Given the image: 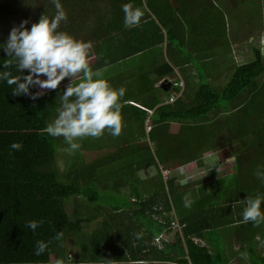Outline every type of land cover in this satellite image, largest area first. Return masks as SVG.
I'll return each mask as SVG.
<instances>
[{"label":"trees","instance_id":"obj_1","mask_svg":"<svg viewBox=\"0 0 264 264\" xmlns=\"http://www.w3.org/2000/svg\"><path fill=\"white\" fill-rule=\"evenodd\" d=\"M91 2L92 5L100 2L105 7L99 26L107 32L102 35H113L118 40L110 45L108 52L103 49L97 57L90 50L89 62L118 60L121 46L126 49L123 58L148 52L147 48L152 46L159 50L163 47L177 50L179 43L164 32L165 26L156 18H161L167 0ZM124 4L142 10L138 25L125 27ZM232 4L233 8L238 7L236 2L224 3L229 12L233 11ZM206 16L209 17L208 13ZM221 16L225 17L224 11ZM103 18H106L105 23ZM99 31V28L92 31L86 43H90L94 35L95 41L101 39ZM122 32V37L135 39L134 44L129 46V41L121 43ZM253 53V60L237 63L224 86L218 88L211 84L203 73L199 82L188 87V91L175 102L159 104L152 115V127L148 133L145 129L146 112L143 115L138 112L139 115L126 117V136L118 138L116 146L107 145L109 151L102 149L105 141L99 142L96 148L93 147L94 152H89L87 160L79 159L73 164L69 153H65L67 162L63 170L57 164L56 154L66 143L49 136L44 129L60 107L64 85L61 83L58 90L48 91L43 97L32 100L25 95H12L15 85L9 86L5 80H0V264H66V246L72 233L79 232L83 222L92 220L80 216L71 220L66 211V200L78 196L88 200V204L98 206L102 202L101 195L126 184L131 192L124 194L121 190L114 201L105 199L102 202L117 209L128 206L129 210L123 214H104L107 218L102 220V229L93 234L90 258L95 262L230 264L228 261L232 256L246 252L258 257V264H264V256L257 253V244L264 243V223L254 226L251 222H243L247 197L260 198L261 212L264 213V182L254 175L257 170L264 173V62L259 48L254 47ZM145 55L149 56L148 53ZM162 59L158 64L157 80L176 74L173 63ZM5 61H11L12 66L4 69ZM5 70L12 77L27 75L26 71H18L13 58L7 57L0 48V72ZM152 89L144 86L136 94L154 93ZM157 89L170 92L173 87ZM30 91L39 89L30 88ZM144 101L150 107L160 103V100ZM216 109H222L225 116L212 118L210 114ZM236 114L237 118H234ZM222 131L228 135L236 133L239 150L226 152V149L219 148L218 136ZM13 143L21 144L22 148L12 149ZM210 151L220 153L224 158L235 156L232 171L223 172L207 182L182 183L181 177L175 174L178 166L196 160L198 166H203L202 159ZM150 166L157 168V174L149 183L140 186L135 182L137 171ZM164 169L170 171L167 178ZM117 175L121 176L118 183ZM143 190H149V195L144 196ZM191 190L197 192L193 197ZM185 196L191 201L190 207L184 206ZM93 217L96 219L98 215ZM175 218L179 225L173 228L171 220ZM33 220L43 222L35 232L25 226ZM135 222L145 227L151 225L153 229L148 230L147 236L145 230L141 231L136 245L132 235L128 237L123 233L122 245L129 250L126 253L121 254L123 251L116 240L101 241L113 225L114 230L121 224L127 225L128 230L135 233ZM168 230L176 233V243L169 249L167 239L162 236ZM59 232L63 233L62 238L54 239ZM232 238L241 245L239 251H233ZM40 240L48 243V248L37 256L36 243ZM111 250L113 255H110Z\"/></svg>","mask_w":264,"mask_h":264},{"label":"clouds","instance_id":"obj_2","mask_svg":"<svg viewBox=\"0 0 264 264\" xmlns=\"http://www.w3.org/2000/svg\"><path fill=\"white\" fill-rule=\"evenodd\" d=\"M48 2L54 6L53 16L49 17L45 11L40 15L38 22L32 23L30 28L27 27V20L22 21L18 26L12 27L7 40L0 44L6 56L12 57L15 61L17 70L22 73L26 71L27 75L12 77L11 73L5 70L0 72V80H5L9 86L15 85L12 95H25L36 100L48 91L58 90L61 83L67 79L69 83L60 95L61 105L57 109V116L44 131L53 138L62 137L69 145V151L74 152L81 146L77 141L84 138H100L105 131L113 137L121 134L122 118L119 101L124 96L125 89H113L102 78L106 68L95 71L91 69L88 60L91 45L75 39L66 32L58 31L61 22L67 19L66 12L61 0H48ZM32 6H35V0ZM122 11L125 27L138 25L143 16L141 9H134L129 4H124ZM163 30L165 32V28ZM260 46L264 47V37L261 38ZM11 66V61H5L3 64L4 69ZM77 77L79 82L73 83ZM165 78L169 81L164 83V86L173 87L172 94L165 102L173 103L180 98L179 93L184 89L181 87L184 81L179 75ZM163 81L164 78L160 81L161 85ZM191 86L192 84L187 87ZM37 87L39 91H30V88ZM11 148L20 150L22 145L13 143ZM254 175L264 182V173L257 170ZM187 182V179L182 181V183ZM184 199V206L190 207L191 201L188 196ZM243 222H251L254 226L264 223L260 198H246ZM42 223L33 220L27 222L25 226L35 232ZM62 236L63 233L59 232L54 239L60 240ZM137 238H140L139 234ZM47 248L48 243L37 241L35 255L43 254Z\"/></svg>","mask_w":264,"mask_h":264},{"label":"crops","instance_id":"obj_3","mask_svg":"<svg viewBox=\"0 0 264 264\" xmlns=\"http://www.w3.org/2000/svg\"><path fill=\"white\" fill-rule=\"evenodd\" d=\"M226 1L227 3H234V2H236V4L239 3L237 0H226ZM246 1L249 3V1L251 2L253 0H246ZM261 1H263L264 4V0ZM223 2L225 3L224 0ZM162 10H163V14H161V18L159 17L156 18L158 19V23H161L165 26L166 34L175 37L176 41L179 43L177 50L172 49V47H171L172 50L167 49L165 47H163L162 50H159V48L152 46L150 48H147L148 52L145 51V53H148L149 56H146L145 53L141 52L123 58L124 56L123 52L126 49L122 48L121 46L122 50L119 53L118 60L111 61L110 59L109 60L110 62L98 61L101 65L99 63H96V61H94V63L89 62V65L92 70H94V68H96V70L105 69V68L107 69L104 72L102 78L105 79L113 89L116 90H119L120 88L125 89V94L119 101L120 115L122 118V129H127L126 117L128 115H134V114L139 115L140 113L141 115H143V112H146L145 129L146 132L148 133L149 131L147 130V127L149 125H150L149 129H151L152 127L151 124L152 115L155 111V108L159 104L166 103L165 100L167 98L162 99L161 97L162 91L157 89L158 87L159 88L163 87L165 90H168L167 86H162L160 84V81L163 79V77L161 80H157V78L159 77V70H160L158 64L160 60H164L162 58H165L166 60L173 63L176 69V74L174 75L176 76L179 75L181 78H184L186 76L187 86L192 84L191 87H193L196 85V83L199 82L201 74L203 73L206 74L208 81L214 85L212 79L218 78V76L221 77L222 75L221 71L224 70L225 65L229 63L227 55H230L231 53L233 54L229 46V34L226 25V16L225 17L221 16V11H224L225 13V10L222 5L218 4L216 0H167V5H164V7H162ZM207 13L209 17L206 16ZM123 34L124 33L122 32L120 39L121 43L129 41L128 42L129 46L134 44L135 39H130L129 36L128 38L122 37ZM98 40L99 39L96 40V43ZM240 43H241L240 46L250 47L248 45L249 39L238 42L237 45ZM232 57L233 60H235L234 56ZM95 65L97 67H94ZM132 80H137V83L134 86L128 84V82ZM144 86L152 87L154 93L146 92L144 96H138L136 93H138V90H142ZM144 100L147 101L160 100V103L156 104V106L154 107H150L148 104L145 103ZM105 134L107 135V140L104 142L103 144L104 146H102V149L109 151L110 149L107 145L116 146L118 144V138L120 139L121 136L124 135V131L122 130L121 134L118 137H112V135H110L108 132H105ZM141 141L143 140L141 139ZM96 150L97 149H95V151ZM232 158L235 160V156H233ZM188 164L189 163H186L181 166H185ZM181 166H178L177 170H179ZM153 168L156 167L150 166L148 168L139 169L137 171L139 181H137L138 180L137 179L135 182H137L140 186H143L147 182L149 183L152 177L155 176ZM145 169H148L150 173L144 174ZM119 178H121V176L118 177L117 175L116 176L117 183L121 181ZM115 189H116L115 191H110L109 194L101 195V198L103 196H106L107 197L106 199H108L109 201H114L116 198H118L119 196L118 192L121 193V190L122 193L124 194L131 192L128 184L122 187L117 186L115 187ZM143 194L144 196H148L149 190L147 191L143 190ZM105 203L107 202L105 201ZM85 204L86 205L84 207L88 209L87 212L90 210L96 211L94 214L89 213L90 216H86V218L90 217L92 218V220L85 222H93V224L97 222V218L95 219L93 217V215L95 214H97L98 217H100L101 215H104L106 212L108 213L117 212L123 214V213H128L129 210L128 206L119 207L117 209L112 206L103 205L102 202L101 205L98 204V206L90 205L88 203ZM104 217L107 218L105 215ZM99 226L100 229H102L101 228L103 227L102 221L101 223L98 224L97 228ZM125 226L121 224L120 227L115 230L112 227L109 228L107 230L108 235H106L105 233L101 241L106 242V241L116 240L118 245H120L121 250L123 251V252L120 251L121 254H124V252L126 253L129 250L127 249L126 245H122L123 244L122 238L124 237L123 233H126L128 237L132 235V238L134 240L133 242L136 245L138 241L137 235L139 234L140 237L142 235L141 231L145 230L146 231L145 236H147L148 230L153 229L151 225H146L147 227H145L135 222L134 226L136 232L132 233L131 231L128 230L129 228L127 227V225ZM96 230H94V232H96ZM162 236L167 239L166 242L168 243L167 245L168 249L172 244L174 245L176 243V233L174 230L164 231L162 233ZM87 242L93 246L94 236L92 235L91 237H88ZM230 242H232V240H230ZM232 249H233V242H232ZM91 251H92V247L90 251L87 252L86 264H99L98 262H95V259L90 258ZM233 251L235 252L234 249ZM241 253H246V252H241ZM242 256L243 255L239 253L235 258H232L233 257L232 256L228 262L234 260L235 261L234 264H242L241 263ZM125 257L123 259H125ZM127 263L132 264L131 261ZM68 264H76V262L74 261Z\"/></svg>","mask_w":264,"mask_h":264},{"label":"rangeland","instance_id":"obj_4","mask_svg":"<svg viewBox=\"0 0 264 264\" xmlns=\"http://www.w3.org/2000/svg\"><path fill=\"white\" fill-rule=\"evenodd\" d=\"M218 4L222 5L225 10L226 16V25L229 34V46L231 52L230 55H227L228 64L225 65V69L221 71V77L212 79V82L218 88L224 86L226 82L229 80L231 72L234 70V67L243 62H248L253 60L254 57V47H259L262 54V60L264 62V47L260 46L261 38L264 37V18H263V1L261 0H253L249 1V3L244 0L243 4L241 0H237L238 7L233 8L232 4V12L228 11L225 6L223 0H216ZM227 2L226 0H224ZM33 0H0V44L4 43L8 36L9 32L14 26H18L22 21L27 20V27H31L32 23L38 22L40 15L46 11V14L51 17L54 15L55 9L54 6L48 2V0H35V6H32ZM61 4L66 12L67 19L62 21L58 31H63L71 35L77 40H81L86 42L88 37L92 35V31H98L100 29V35L106 34L107 31L103 32L104 29L102 26H99L102 20V14L105 7L101 6V3L98 2L92 5L91 0H61ZM107 9L105 10V12ZM106 18H103V22L105 23ZM95 37V35H94ZM90 41L91 44L90 50H93L92 55H96L100 53L103 49L107 52L111 48V44H114L118 39L114 38L116 36L111 35L110 37L100 36L101 39L97 41L95 44V40ZM113 37V38H111ZM249 39L248 45L250 47L237 45L238 42L245 41ZM94 40V41H93ZM93 41V42H92ZM92 42V43H91ZM238 50V51H237ZM239 52V53H238ZM242 53V54H240ZM234 56L235 60H233ZM94 68L93 71H95ZM187 77L183 78L184 87L183 94L188 91L187 87ZM168 78H164L163 83H168ZM79 77L73 81V83H78ZM69 83L66 79L62 82L65 86ZM137 83V80L129 81L128 84L134 86ZM186 83V86H185ZM63 88V91H64ZM182 91L179 93V96H182ZM172 94V91L161 92L162 99L168 98ZM243 99V98H241ZM238 103V100L235 101ZM61 105V103H60ZM211 117L214 119L221 118L225 116L222 109H216L211 114ZM57 116V111L53 114L52 121ZM234 118H237V114L234 115ZM250 126L256 127L254 123H249ZM261 125H259V129H261ZM150 125L147 127L149 130ZM125 131V129H122ZM107 132V131H105ZM126 135H123L125 137ZM113 137V136H112ZM61 142H65L64 139L58 138ZM249 139V138H247ZM107 140V135L104 133L100 139L98 138H84L82 140L77 141L81 146L77 151L71 152L69 151V145L66 143L64 147L58 149L56 158L57 164L60 170H63L64 163L67 162L65 160L67 154L69 153L70 162L73 164L76 160L82 159L87 160V156L89 152L93 151V147L97 146V143L104 142ZM248 141V140H247ZM218 142L220 147L226 149V152L239 150V140L236 137L235 132H231L228 135V132L222 131L218 136ZM223 150V152H224ZM60 151V152H59ZM222 151V150H221ZM233 156L222 157L220 153H216L210 151L203 158V166H198V161H194L189 163L188 165L181 166L179 170L175 171V174L178 177H181V181L187 179V181H193L195 183L207 182L214 179L217 175L223 174V172H231L232 164L234 163ZM73 158L74 161L71 160ZM224 159V160H222ZM219 165V166H218ZM154 175L157 172L156 168H153ZM148 169H145L144 174H149ZM192 197L197 194L196 191H190ZM106 196H103L102 202L106 199ZM85 203H89L83 197H71L66 200V211L68 212L69 218L71 220L75 219L76 216H80L82 218H86V216H90L89 213L94 214L95 210H90L87 212L84 206ZM104 215H101L97 218V222L93 224V222H83L82 229L79 232L72 233L70 240L66 246L67 254V263L76 262L80 264H86L87 262V252L90 251L91 244L87 242L88 237L93 235L94 230H96L97 226L103 220ZM100 226L97 228L96 232L99 231ZM102 238V237H101ZM233 242V249L235 251H239L241 245L231 239ZM257 253L261 256H264V243H259ZM241 252V251H240ZM239 252L237 253V255ZM242 256L241 263L242 264H258V257L252 256L250 253H240ZM110 255H113V250L110 251ZM235 255L232 258H235ZM235 261H231L230 264H234Z\"/></svg>","mask_w":264,"mask_h":264},{"label":"built area","instance_id":"obj_5","mask_svg":"<svg viewBox=\"0 0 264 264\" xmlns=\"http://www.w3.org/2000/svg\"><path fill=\"white\" fill-rule=\"evenodd\" d=\"M163 172H164L165 177L167 178L170 171L168 169H164ZM178 225H179V222H178L177 218L171 220V227L174 228V226H178Z\"/></svg>","mask_w":264,"mask_h":264},{"label":"flooded vegetation","instance_id":"obj_6","mask_svg":"<svg viewBox=\"0 0 264 264\" xmlns=\"http://www.w3.org/2000/svg\"><path fill=\"white\" fill-rule=\"evenodd\" d=\"M234 3H235V2H234ZM222 148H223V147H222ZM223 149H224V148H223ZM223 149H222V150H223ZM235 159H236V158H235ZM235 163H236V162L234 161V163L232 164V166H233Z\"/></svg>","mask_w":264,"mask_h":264},{"label":"water","instance_id":"obj_7","mask_svg":"<svg viewBox=\"0 0 264 264\" xmlns=\"http://www.w3.org/2000/svg\"><path fill=\"white\" fill-rule=\"evenodd\" d=\"M165 84L163 83L162 86H164Z\"/></svg>","mask_w":264,"mask_h":264},{"label":"bare ground","instance_id":"obj_8","mask_svg":"<svg viewBox=\"0 0 264 264\" xmlns=\"http://www.w3.org/2000/svg\"><path fill=\"white\" fill-rule=\"evenodd\" d=\"M58 264V263H57Z\"/></svg>","mask_w":264,"mask_h":264}]
</instances>
